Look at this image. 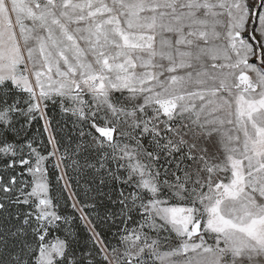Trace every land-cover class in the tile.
<instances>
[{
	"label": "snow or ice",
	"instance_id": "6c2138e0",
	"mask_svg": "<svg viewBox=\"0 0 264 264\" xmlns=\"http://www.w3.org/2000/svg\"><path fill=\"white\" fill-rule=\"evenodd\" d=\"M0 264H264V0H0Z\"/></svg>",
	"mask_w": 264,
	"mask_h": 264
},
{
	"label": "rangeland",
	"instance_id": "374dc122",
	"mask_svg": "<svg viewBox=\"0 0 264 264\" xmlns=\"http://www.w3.org/2000/svg\"><path fill=\"white\" fill-rule=\"evenodd\" d=\"M40 127H41L40 125H37V128H40ZM41 131H42V129H41ZM45 135L47 136V133H45ZM41 139H44V137L41 136ZM49 167H51V165H49ZM61 183H62V182H61ZM69 211H71L70 208H69ZM113 231H115V230L113 229ZM108 239L111 240V236H110V235H109Z\"/></svg>",
	"mask_w": 264,
	"mask_h": 264
},
{
	"label": "trees",
	"instance_id": "16d2710c",
	"mask_svg": "<svg viewBox=\"0 0 264 264\" xmlns=\"http://www.w3.org/2000/svg\"><path fill=\"white\" fill-rule=\"evenodd\" d=\"M43 137H44V139L46 138V135H45V133H44ZM69 203H70V202H69Z\"/></svg>",
	"mask_w": 264,
	"mask_h": 264
}]
</instances>
